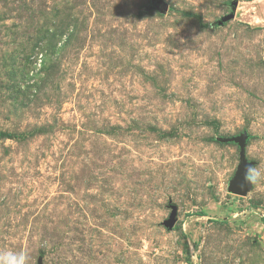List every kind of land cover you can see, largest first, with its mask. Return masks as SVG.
<instances>
[{
  "label": "rangeland",
  "instance_id": "1",
  "mask_svg": "<svg viewBox=\"0 0 264 264\" xmlns=\"http://www.w3.org/2000/svg\"><path fill=\"white\" fill-rule=\"evenodd\" d=\"M158 1L0 0V250L264 264V0Z\"/></svg>",
  "mask_w": 264,
  "mask_h": 264
},
{
  "label": "water",
  "instance_id": "2",
  "mask_svg": "<svg viewBox=\"0 0 264 264\" xmlns=\"http://www.w3.org/2000/svg\"><path fill=\"white\" fill-rule=\"evenodd\" d=\"M158 3L161 4L160 7L162 10L167 9L166 3H164L162 0H159ZM247 138H248V135H246V134L231 138V140L238 142V144L240 145V148H241L239 167H238L237 172L234 175V177L231 180L230 185H229V191L234 193V194H238V195H245L251 186L250 181L245 182V180H244L245 170L247 168H251V166H252V164L249 163L245 158V144H246ZM226 140H229V139H226ZM175 220H176V213L173 212L169 221H168L169 226H172L175 223Z\"/></svg>",
  "mask_w": 264,
  "mask_h": 264
},
{
  "label": "clouds",
  "instance_id": "3",
  "mask_svg": "<svg viewBox=\"0 0 264 264\" xmlns=\"http://www.w3.org/2000/svg\"><path fill=\"white\" fill-rule=\"evenodd\" d=\"M260 173L254 168H247L244 173L245 182L254 180ZM0 264H31V256L24 250H0Z\"/></svg>",
  "mask_w": 264,
  "mask_h": 264
},
{
  "label": "trees",
  "instance_id": "4",
  "mask_svg": "<svg viewBox=\"0 0 264 264\" xmlns=\"http://www.w3.org/2000/svg\"><path fill=\"white\" fill-rule=\"evenodd\" d=\"M157 5H159V3H157ZM0 136H1V133H0Z\"/></svg>",
  "mask_w": 264,
  "mask_h": 264
}]
</instances>
